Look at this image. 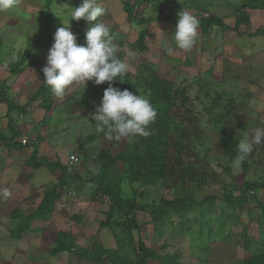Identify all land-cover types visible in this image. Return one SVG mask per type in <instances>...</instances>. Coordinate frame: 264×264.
<instances>
[{"label":"trees","instance_id":"trees-1","mask_svg":"<svg viewBox=\"0 0 264 264\" xmlns=\"http://www.w3.org/2000/svg\"><path fill=\"white\" fill-rule=\"evenodd\" d=\"M149 1L154 9L160 10L159 0ZM145 2L147 0H135L133 2L122 0V8L129 23L136 21L142 24L149 20L148 17L141 14L146 7ZM52 3L53 0H46L44 6L50 16L54 15ZM80 3L81 0H75L73 7H78ZM237 9L239 11L235 15L233 29H236L240 24L249 23L247 9L264 10V0H242ZM198 19L199 29L202 32H206L208 28L213 26H219L222 29L228 28L222 18L212 14L200 16ZM47 20V17H38L37 26L53 33V29L47 24ZM166 20L175 27L177 15L168 13ZM77 22L78 27L73 26V32L79 31L82 36L85 31L82 30L83 27L81 28V26L91 25L93 21L85 22L81 19ZM256 32L264 35V26L259 27ZM120 33V35L127 37L124 31H120ZM148 34L147 28H140L137 37L129 41L130 48L139 52L147 50L145 40ZM4 49L6 47L0 43V69H4ZM123 54L122 51H117L119 59H122ZM30 58L24 54L19 61H11L2 70L4 73L6 70L9 73L8 76L6 78L3 75L0 76V106L2 104L5 106L4 116L7 118L11 132L10 137L0 133V141L5 147L20 149L30 145V143L24 145L17 139L20 132L16 127V118L14 119L13 115H17V117L31 115V105H37L44 110L46 116L48 111L57 105L58 98L52 94L51 88L42 82L44 80L42 68L45 65L40 70L41 82L27 103H18L10 95L9 80L23 72L28 64L37 61V56H34L32 60ZM28 59L32 62L27 64ZM201 69L203 67H200V71ZM182 74H186V72ZM182 79L177 82L168 79L160 75L159 68L155 63L144 60L137 63L133 74L127 71L123 77L124 82L119 80L113 82V86L120 90L128 89L147 98L156 109L157 117L155 122L149 125L151 135L147 138L139 136L124 138L121 145L116 149L111 148L114 140L108 139L110 144L107 147L99 148L95 152V158H91L89 150L84 149L83 166L87 167V161L93 163V167L84 168V171L88 172L85 177H82L83 175L76 169V164L70 165L61 162L59 159L49 161L45 157H39L38 149L36 145H33L29 157L22 162V165L28 170L32 169L27 173V177H32L33 170L43 165L53 171L59 169L60 173L55 182L43 185L39 202L31 213L24 214L19 208L9 211V217L14 220L10 235L14 239H20L24 234L40 227H36V225L41 224V222L43 223L41 227H44V222L48 223L56 216L58 204L60 205L65 201L67 203L77 201V199L81 200L83 194L90 192L92 206L95 207L97 204L100 207L104 203L107 204V209L100 211L103 220L99 222V226L109 230L116 246L114 248L106 247L94 236L91 247L89 249L83 248L77 243L71 232L58 229L56 230L57 233L55 232L54 246L49 249L52 255L74 251L77 257L90 260L94 264H148L150 259L157 264H183L180 261V252L166 250L168 241L163 242L158 247L145 242L140 233L141 227L138 218L140 211L144 214L147 213L149 221L154 224L153 234L156 237H163V234L168 233L166 239L168 240L170 238L168 235H177L180 237V245L186 247L190 241H194L193 234H196L199 238L196 244L202 248H207L206 242H209L215 233L216 236L224 240L233 235H239L243 238L242 246L246 253L237 264H264V196L259 199L256 194L254 196L249 194L250 191L263 190L264 192V177H258L259 180L256 182L244 181L241 184L237 182L228 184L223 179H219L220 175L208 161L205 156L206 153L201 154V150L204 149L206 134H204L205 127L202 126L204 117L199 106L203 107L205 102L207 120L218 135L222 155L232 163L237 155L238 143L242 139L238 130L244 132L249 127L248 121L240 117L239 113L242 110L247 111L246 103L240 102L238 97L227 91L222 83L216 80L211 70H205L191 77L182 76ZM107 87L108 82L96 85L93 81H86L84 86L79 85L73 92L68 93L65 96V102L69 100L72 107L82 110L83 116H90L100 105L103 92ZM42 123L48 122L44 119ZM101 135L105 137L103 133ZM261 149H264V145ZM255 152L256 149L243 162L242 168L248 167V159L255 156ZM219 165L229 170V167L220 163ZM124 179L137 182L141 186L166 185L170 189L171 195L161 197L158 202L140 203L135 196H123L120 185ZM218 182L224 190L221 200L226 201L227 204H236L242 209V205L251 200L257 202L258 237L252 235L251 226L254 224L250 222L240 228L239 232L234 225L231 228L232 221H229L228 218H226L228 222L221 221L218 223L223 215L232 217V220L235 218L240 223L242 220L239 213L237 215L234 212L232 215L228 214L226 213L228 210L223 207L219 213V218L215 220L218 225H215L216 229H213L214 222L211 211L206 214L203 212V208L209 200L218 199V197L205 196L197 200L194 198L191 188L199 190L203 186H212ZM88 183L91 184V191L86 188ZM232 189L238 190L239 193L234 195ZM103 197H107L108 201L104 200ZM31 198L32 196L25 198V202L33 201ZM98 200L102 203H96ZM194 208L201 213L199 220L195 218L196 216L189 219V215H192L193 210H195ZM174 217L178 218V223L173 221ZM190 222L197 223L196 230L191 229ZM228 225V230L225 231ZM134 232H136V239ZM203 241H206L203 243L205 245L201 246ZM254 243H257L256 245L260 243L262 248L259 247L260 250L253 251L256 249V246H253ZM172 248H174V244Z\"/></svg>","mask_w":264,"mask_h":264},{"label":"rangeland","instance_id":"rangeland-1","mask_svg":"<svg viewBox=\"0 0 264 264\" xmlns=\"http://www.w3.org/2000/svg\"><path fill=\"white\" fill-rule=\"evenodd\" d=\"M74 1L75 0H53V16H50L44 7L46 0H17L14 7L8 10H0V43L7 49L3 50L4 69L13 61L11 59L13 54L16 55V61H19L24 54L28 55L29 58L31 57L30 60H32L34 56H37V61L33 62V64H28L32 62L28 59V65L26 64L27 68L23 72L18 73L13 79L11 78L8 82L10 84V95H12L13 99L18 103H27L31 94L41 82L42 75L40 70L42 66L46 65L47 52L54 43L52 37L58 27L66 26L72 8H74ZM128 1L133 2L135 0ZM97 2L106 9L105 15L98 19L110 27L111 34L114 37L113 42L118 46V51L124 53L121 60L128 65V72L133 74L137 63L147 60L158 66L160 75L177 82L183 80L182 76H187L186 74H182L183 72L197 69L195 72L198 73L200 66L205 68L204 65L207 60L205 59L204 63H201L199 66L196 64L188 65V59H185L186 56L184 57V50L175 48L172 34L175 27L166 20L168 13L177 15L180 11H189L197 18L201 13L207 16L212 14L222 18L226 24L233 25L235 15H237L239 11L237 6H239L242 0H159L158 6L160 10L154 9L150 1L147 0V2L144 3L146 7L141 14L144 17H148L149 20L142 24L136 21L129 23L126 20V14L122 8V0H97ZM249 10L250 9L247 11L250 13ZM252 13L258 23L251 21L249 25L245 24V28L239 26V32H245L246 29L252 31V24L254 26H264V10H257ZM252 13H250V15H252ZM38 17L48 18L47 24L53 29V33H49L44 28L37 26ZM69 23L72 33L77 37L78 44L86 46L85 33L95 24V21H93L91 25L85 24L81 26V28L83 27L82 30L85 31L82 36L79 31L73 32V26L78 27V22L70 20ZM142 27L147 28L149 34L145 40L147 50L139 52L138 50L130 48L129 41L137 37L138 30ZM120 31H124L127 37L120 35ZM199 32L200 30L198 29V36L200 34ZM202 38L204 47L209 48L207 47L208 40H213L215 35H207ZM165 40L174 48V51L171 53L161 47L162 42ZM197 41L198 42L195 43L196 46H198L197 43L199 44L198 39ZM211 49L212 48H210V50ZM221 51H225V49H221ZM186 54L187 57L189 56V58H191L189 60L194 62L192 61L194 59V51H192V48L191 52L189 53V51H187ZM203 56L205 57V54ZM6 61L7 63H5ZM4 69H0V76L2 77L3 75V77L6 78L9 73L6 70L5 73L4 71L2 72ZM215 78L217 81H221L219 75ZM78 87L79 85H74L68 93L73 92ZM241 101L245 103L247 99L244 100V98L241 97L240 102ZM56 102L57 105L52 107L46 116L44 110L37 107V105H31V115H20V117L13 115V118H16V127L20 132V137L18 136L19 138L17 137V139L22 143L21 137L23 136V138H26V144L30 143L28 147L26 146L20 149L5 147L3 142L0 141V189L6 187L10 189L11 193L7 198L0 196V264H94V262L90 260L77 257L74 251L70 253L62 252L56 255H52L49 252V249L54 246L55 232L58 229L71 232L76 238L77 243L83 248L89 249L91 247L94 239V234L92 235L91 231L96 230L94 227L98 224V221H96L95 225L85 224V226L84 221H82L83 215L94 211V206L91 204L92 198L90 197V192L89 194H81L83 197H81V200L78 202L75 200L67 203L65 201L60 205L58 204L56 207V216H54L50 222H44V227H41L43 224L41 222V224L36 225V227H40L29 231L20 239H14L10 235V229L13 226L12 223L14 220L9 217V211L14 208H19L24 214L31 213L39 202L44 183L50 179L54 180L60 173L59 169L53 171L43 165L33 170L32 177H27V173L32 171V169L28 170L22 165V162L29 157L33 145H36L39 157H45L49 161L59 159L61 162H66L67 164L69 155L75 151L78 152L79 161L75 166L83 175L82 177H85L88 172L84 171V168L93 167V163L87 161V167L83 166V150L88 149L91 158H95V152L99 148L104 146L107 147L110 144L108 139L103 137L101 132L96 130V125L90 116H83L81 109L72 107L69 100L65 102V97L63 99H58ZM205 106V102L203 103L204 108L199 106L201 114L204 117L202 119V126L205 127L204 134H206L204 149L201 150V154L203 153L202 155H204L206 153L205 156L208 161L211 162L210 164L217 173H219V179H223L228 184L236 182L241 184L244 181L256 182L259 180L258 177L263 178L264 149H261L263 145L255 147L256 154L248 159L247 168L244 169L242 166L239 169L233 168L232 163L222 155L218 135L212 126L209 125ZM239 113L240 117L248 121L247 111L242 110ZM4 114L5 106L2 104L0 106V133L10 137L11 132L9 130V124ZM44 119L48 123H42ZM251 126L252 124L249 129L247 128L244 132H240V129L238 130L242 139L250 136L256 128H252ZM113 140L111 148L116 149L121 145L124 138ZM219 163L229 167V170L224 169ZM117 169L120 168L117 167ZM86 188L91 191V184H86ZM120 188L123 196H135L140 203L158 202L161 197H168L171 195L170 189L167 188L166 185L161 186L157 184L154 186H141L137 182H130L126 179L121 182ZM232 190L234 195L239 193L236 189ZM191 191H193L194 198L197 200L205 196L218 197V199L209 200L203 208V212L206 214L211 211V215L213 216L212 220L214 222L213 229H216L218 225L215 220L219 218V213H221V208L223 207L228 210L226 212L228 214L232 215L234 212L235 215H237L239 213L242 220L240 223L237 222L235 218L232 220V217L223 215V217L221 216L222 219L218 220V223L227 221L226 218H228L229 221H232L231 228H233L234 225L235 229H238L237 231L239 232L240 228L245 226L247 222H250L254 224L251 226L252 235L256 237L259 236L256 224L258 206L255 200L243 204L242 209L236 204H230V206L226 201L221 200L224 195V190L219 182L212 186H203L199 190H193L191 188ZM249 194L253 196L256 194L259 199H262L264 196L263 190L258 192L250 191ZM30 196H32L31 199L33 201L30 202L29 200L25 202V198H30ZM96 203L101 204L102 202L100 203L98 200ZM104 204L100 207L96 205L97 208L99 207V209H101L100 211H102L107 209V204ZM138 213L141 227L140 233L145 242L149 245L158 247L163 242L166 243V241H168L166 250H176L180 252V261L183 264H237L243 259L246 253L242 246L243 238L239 235H233L232 237H228L227 240H224L216 236L215 233L209 242H206L207 240L204 238L206 241H203L201 246H204L205 244L203 243L206 242L207 248H202L196 244L199 239L198 236L193 234L194 241H190L186 247H182L180 245V237L177 235H168L170 237L168 240H166L168 233L163 234V237H156L153 234L154 224L149 221L150 219L147 213L144 214V212L140 211ZM200 214L199 210L195 209L192 215H189V219H193V217L196 216L195 218L199 220ZM101 218L103 217L101 216ZM173 221L175 223L179 222L176 217L173 218ZM51 222L52 224H49ZM168 226L171 227L170 225ZM190 226L194 231L197 228V223L190 222ZM84 227L87 231L82 229ZM228 227L229 225L226 226L225 231L228 230ZM104 231H106L108 238L107 236L99 234V240L103 242L106 247L111 248L112 244L114 245L112 248H114L116 244L112 234L108 229ZM79 232L84 233L80 235ZM134 237L136 239V232H134ZM173 244L174 248H172ZM256 244H253V246H256V249L253 251L260 250L259 247H261V244ZM148 264L157 263L150 259L148 260Z\"/></svg>","mask_w":264,"mask_h":264},{"label":"clouds","instance_id":"clouds-1","mask_svg":"<svg viewBox=\"0 0 264 264\" xmlns=\"http://www.w3.org/2000/svg\"><path fill=\"white\" fill-rule=\"evenodd\" d=\"M16 3L17 0H0V10H8ZM105 13L106 9L97 0H81L78 7L72 8L66 26L58 27L54 33V43L42 68V82L58 99H63L74 85L84 86L86 81H93L96 85L108 82L100 105L90 114L96 130L109 140L137 136L147 138L151 135L149 125L155 122L157 111L144 96L113 86L116 80L124 82L128 65L117 56L118 46L113 42L110 27L98 19ZM81 19L95 21L85 33L86 46L78 44L69 23L70 20ZM198 28L199 19L195 15L189 11L178 12L172 33L175 48L190 51L196 42ZM161 47L169 53L174 51L167 40ZM11 59L14 61L16 55L13 54ZM258 145H264V128H255L250 136L239 141L233 168L239 169ZM10 194V189H0V196L7 198Z\"/></svg>","mask_w":264,"mask_h":264},{"label":"crops","instance_id":"crops-1","mask_svg":"<svg viewBox=\"0 0 264 264\" xmlns=\"http://www.w3.org/2000/svg\"><path fill=\"white\" fill-rule=\"evenodd\" d=\"M249 11L252 13L257 10L250 9ZM247 13L250 23L251 21L258 23L253 13L252 15L248 11ZM246 24L249 25V23ZM234 25L235 20L233 25L227 24L228 28L225 29L213 26L208 28L206 32H202L198 28L201 35L199 34L196 38V42H198L197 39L199 40L198 46L194 44L192 47V51H194V59L192 61L194 62L189 60L191 58L187 57L185 51L184 57L186 56L185 59H188V65L196 64L199 66L201 63H204L205 59L207 62H205V68L201 69V71L198 68V73L195 72L197 69H192V71H187L186 75L189 77L195 76L205 70H211L214 77L219 75L221 77V81L219 82L222 83L227 91L232 92L239 99L241 97L244 100L247 99L245 103L249 127L252 124V128H264V35L256 32L260 27L259 25L254 26L252 24L254 26H251L253 30L246 29L245 32H239L238 30L239 26L245 28V24L238 25L236 29L232 28ZM207 35H215L213 40H208L207 47L209 48L204 47L202 44V37ZM210 48L212 49L210 50ZM221 49H225V51H221ZM204 54L205 57L203 56ZM55 181L56 178L54 180L50 179L44 183V186L46 183ZM79 200L77 199V201ZM96 208L97 205L94 207V211L83 215L82 221H84V226L85 224L95 225L96 221H98V224L94 227L95 231L87 229L91 231L92 235L94 234L93 236L99 239V234L102 236H107V234L104 231L105 229L99 226V222L103 220L101 218L103 215L100 212L101 209L99 207ZM82 229L86 230L85 227ZM82 233L84 232H79L80 235ZM113 246L111 244V247Z\"/></svg>","mask_w":264,"mask_h":264},{"label":"built area","instance_id":"built-area-1","mask_svg":"<svg viewBox=\"0 0 264 264\" xmlns=\"http://www.w3.org/2000/svg\"><path fill=\"white\" fill-rule=\"evenodd\" d=\"M200 16H207V15H202V13L200 14ZM198 16V18L200 17ZM22 143L25 145L27 142H26V138H23L22 139ZM76 152V151H75ZM71 153L68 157V164L70 165H74V164H77L78 161H79V153L76 152V153ZM104 200L108 201V198L107 197H103Z\"/></svg>","mask_w":264,"mask_h":264}]
</instances>
